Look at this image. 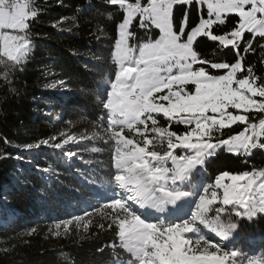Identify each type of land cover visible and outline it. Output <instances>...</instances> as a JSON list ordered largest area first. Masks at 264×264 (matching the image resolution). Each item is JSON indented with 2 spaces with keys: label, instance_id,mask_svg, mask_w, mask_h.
Segmentation results:
<instances>
[{
  "label": "snow or ice",
  "instance_id": "6c2138e0",
  "mask_svg": "<svg viewBox=\"0 0 264 264\" xmlns=\"http://www.w3.org/2000/svg\"><path fill=\"white\" fill-rule=\"evenodd\" d=\"M106 3L123 11V21L118 25V38L111 52L116 65L114 79L105 81L108 90L97 97L98 106L105 110L106 132L114 141L111 157L114 172L110 171L105 181L113 189L110 202L104 205L111 210L108 227L115 225L119 247L133 258L128 264H237V251H224L211 242L202 234L201 226L224 239L237 224L231 219L227 223L223 221L221 214L226 211L223 206L233 205L232 211L238 217L253 218L264 213V172L232 175L222 171L214 184L204 186L202 173L197 170L206 165L218 149L244 154H250L252 149H264L261 142L264 119L258 124L249 123L248 116L240 114L264 113V77H258L252 67H245L238 53L246 32L264 39V0H106ZM177 4L206 6L207 18H200L186 31V20L174 24L173 6ZM228 14L237 17V23L224 34H213V25H224ZM37 15L33 0H0V57L6 58L0 63H5L7 73H12L29 56L30 21ZM137 17L139 28L145 32L158 29L159 38L139 42L131 28ZM199 36L219 42L225 48L231 46L237 50V59L211 62L201 57L193 48ZM252 50L248 42L244 51ZM196 64L201 66L193 67ZM205 64H210L212 69L225 70L224 74H210ZM189 84L193 89H188ZM65 86L61 79L47 84L46 88L55 90ZM229 109L237 110L236 114ZM154 113H163L169 121L182 124L187 130L178 134L157 126ZM237 122L246 125L244 131L227 139L216 137V142H212L214 131ZM125 129L143 137L142 142L126 136ZM149 132L155 134L151 139ZM157 138L160 142L167 141L163 153L153 150V141ZM55 139L28 143L22 150L46 145L61 149L69 157L76 155L65 149L70 142L78 143L76 137L68 135L61 142ZM149 145H153V149H149ZM177 148L188 152L178 155ZM238 181L246 182L238 185ZM185 184L198 190L202 188V191L185 218L172 219L168 206L191 194L183 190ZM218 190H222V196ZM217 200L223 206L215 208V215L210 216L211 206ZM74 219L79 222L82 217ZM71 222H62L65 231ZM62 224L57 223L55 228L59 230ZM187 233H192L195 239ZM247 264H264V257L250 258Z\"/></svg>",
  "mask_w": 264,
  "mask_h": 264
},
{
  "label": "trees",
  "instance_id": "16d2710c",
  "mask_svg": "<svg viewBox=\"0 0 264 264\" xmlns=\"http://www.w3.org/2000/svg\"><path fill=\"white\" fill-rule=\"evenodd\" d=\"M33 2L38 15L30 21L29 56L12 73H7L5 63H0V264H128L133 258L119 247L115 225L108 227L111 210L104 207L110 202L113 191L105 181L109 172H114L111 159L114 141L106 132L105 110L98 106L97 100L108 90L105 81L114 79L116 65L111 52L123 11L118 6L108 5L106 0ZM205 15L206 10L195 4L173 6L174 24L186 20V31ZM236 23L237 17L228 14L225 24H214L212 32L224 34ZM131 28L139 42L155 39L159 34L155 28L148 32L139 28V17ZM262 41L264 39L246 32L238 50L245 67H252L258 77H264ZM248 42L253 50L245 52ZM193 48L211 62L237 59V50L231 46L225 48L207 37H197ZM0 60L6 61V58L0 57ZM203 66L210 74L224 71L212 69L210 64ZM61 79L65 81L64 88H46L47 84ZM263 114L246 113L249 123L261 119ZM153 115L159 127L178 134L187 130L162 114ZM244 127L245 124L238 122L214 131L213 140L228 138ZM68 135L78 141L65 146L76 153L69 158L60 157L57 149L46 145L39 152L38 148L22 150L28 143H39L50 137L61 142ZM125 135L143 140L127 129ZM148 135L150 139L155 136L151 132ZM153 143L154 149L153 145H149V149L161 153L167 149L166 139L160 142L157 138ZM92 148L100 151L92 152ZM175 152L181 155L188 150L177 148ZM86 160L92 163L85 164ZM258 170L264 172V149H252L250 154L220 149L198 172L202 173L206 186L214 184L222 171L236 174ZM182 187L191 194L178 200L176 208L167 210L170 218L176 220L187 216L202 191L187 184ZM218 193L221 195V190ZM222 206L217 200L209 215L214 216V209ZM223 207L226 209L221 214L223 221L227 223L231 219L237 228L224 239L203 226L202 234L224 251H237V264L264 257V213L253 218L238 217L232 205ZM75 216L82 219L77 222ZM66 220L72 221L67 231L62 224ZM57 223L62 224L59 230L55 228ZM56 231L60 234L56 235ZM186 235L195 239L192 233Z\"/></svg>",
  "mask_w": 264,
  "mask_h": 264
},
{
  "label": "rangeland",
  "instance_id": "374dc122",
  "mask_svg": "<svg viewBox=\"0 0 264 264\" xmlns=\"http://www.w3.org/2000/svg\"><path fill=\"white\" fill-rule=\"evenodd\" d=\"M200 9H202V8H204L205 10H206V15L205 16H201L200 18H207V9H206V6H202V7H199ZM199 18V19H200ZM122 21H123V18H122V20L121 21H119V23H118V25L120 24V23H122ZM159 33V32H158ZM117 38H118V27H117ZM116 38V39H117ZM157 38H159V34H158V36H157ZM157 38H155V39H157ZM185 39H186V37H185ZM142 42H144V41H142ZM263 43H262V46H264V41H262ZM263 49V60H264V47L262 48ZM113 50H114V47H113ZM240 57V56H239ZM241 58V57H240ZM193 67H195V68H198L197 67V64L196 65H193ZM225 71V70H224ZM224 71L222 72V73H219V74H224ZM191 84H189L187 87H188V89L189 90H191V89H193V85H191V88L189 87ZM166 92H167V90H164V94H166ZM159 95V94H158ZM257 99H260L259 97H257ZM165 105L167 106V102H165ZM229 111H232L234 114H236V112H237V110H234V109H229ZM154 114H162L163 115V113H154ZM240 114H245L246 115V113H243V112H241ZM264 115V114H263ZM164 116V115H163ZM165 117V116H164ZM238 123V122H237ZM251 123H252V121H251ZM231 125H233V124H231ZM230 125V126H231ZM245 128V127H244ZM244 128L242 129V130H240L239 131V133L240 132H242V131H244ZM238 132H236V133H233V135L232 136H234V135H238L239 134ZM224 139H227V138H224ZM195 141V138H193V142ZM213 143H215L216 141L215 140H213L212 141ZM72 142H70L69 144H71ZM69 144H67V145H69ZM66 146V145H65ZM45 148V145H42V147L40 146L38 149H37V152H39V151H41L42 149H44ZM224 150H226V151H228L227 150V148H223ZM218 150H220V149H218ZM217 150V151H218ZM57 154H59L60 155V157H62V158H64V157H68L69 158V156H67V155H65V153L61 150V149H57ZM233 153H237V152H233ZM37 154V153H36ZM35 155V154H34ZM181 155H185L184 153H182ZM72 157V156H71ZM171 164V163H170ZM169 167H171V165L169 166ZM202 169V166L198 169V170H201ZM197 170V171H198ZM261 172H263L262 170H258V171H256V173L257 174H259V173H261ZM231 174V173H230ZM238 174H242L241 172L240 173H236V174H232V175H238ZM246 181H238L237 182V184L238 185H242V184H244ZM259 182V181H258ZM225 183H231L230 181H225ZM221 196H222V190H221ZM233 206V205H232ZM169 207H175L176 208V204H174V205H169L168 206V208ZM234 207V206H233ZM235 207H237V208H239V206H235ZM171 209H173V208H171ZM241 212L243 211V209H239Z\"/></svg>",
  "mask_w": 264,
  "mask_h": 264
},
{
  "label": "built area",
  "instance_id": "2783aa9c",
  "mask_svg": "<svg viewBox=\"0 0 264 264\" xmlns=\"http://www.w3.org/2000/svg\"><path fill=\"white\" fill-rule=\"evenodd\" d=\"M261 119H264V115H263V117H262ZM261 119H258L257 121H254V122H252V123H256V124H258L259 121H260ZM262 141H264V138H261V142H262Z\"/></svg>",
  "mask_w": 264,
  "mask_h": 264
}]
</instances>
